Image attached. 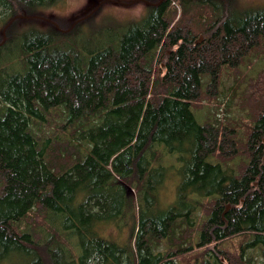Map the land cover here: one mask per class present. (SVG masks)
I'll use <instances>...</instances> for the list:
<instances>
[{
  "label": "trees",
  "instance_id": "obj_1",
  "mask_svg": "<svg viewBox=\"0 0 264 264\" xmlns=\"http://www.w3.org/2000/svg\"><path fill=\"white\" fill-rule=\"evenodd\" d=\"M56 1L0 0V264H177L192 237L197 257L180 264H250L242 245L264 259V66L244 89L251 105L261 101L259 112L247 106L241 151L225 144L235 146L234 125H198L191 112L200 93L217 97L225 70L235 76L263 54L264 7L145 0L139 19L109 34L13 32ZM240 152L246 161L226 169ZM169 172L174 200L161 207ZM106 225L125 232L121 243L101 235ZM235 237L234 250L218 249Z\"/></svg>",
  "mask_w": 264,
  "mask_h": 264
},
{
  "label": "rangeland",
  "instance_id": "obj_2",
  "mask_svg": "<svg viewBox=\"0 0 264 264\" xmlns=\"http://www.w3.org/2000/svg\"><path fill=\"white\" fill-rule=\"evenodd\" d=\"M229 2L232 6L235 4V6L239 9L244 7H264V0H229ZM192 4L195 7L198 2L196 1V3L193 2ZM145 9V0H57L51 8L38 11L35 14L36 17L21 18L20 21L15 23L13 32H20L29 27L38 29L40 31L56 29L57 31L61 32L60 34L65 35L66 37L73 33L75 39L83 40L88 37L87 35L90 31L94 32L95 30H104L109 25H119L136 21L144 14ZM169 9L170 11L174 10L175 12L173 19L174 23L180 16V7L175 3H170ZM104 32L109 34L105 30ZM5 33V29H3L2 25L0 24V39H5ZM159 54L160 55L156 59V62L154 61V72L155 75L161 76L164 72V55L167 56L169 54V50L164 48L160 50ZM263 66L264 47L263 54L255 55L254 53H251L245 57L243 62L240 63L237 69L238 72L235 76H233V70H225L220 76V86L218 87L219 96L217 95V97L212 101L206 99L203 100L202 94L200 93L198 101L199 104L198 102L195 103V105H193V110H191L194 120L198 125L206 123V121H210L211 123L218 122V125L222 124L226 127L227 125H234L232 132L236 133L235 146L234 143L229 141V138L227 139L228 141L225 142V144L234 148V152L237 150L241 151V149L244 147V143L246 142L249 132L248 127L251 126L252 123L251 112H259L258 105L261 100L258 102L255 101L256 103L254 102V104L251 105L247 96V92L246 90L244 91V89L246 88L249 78H252L257 71L263 68ZM242 104H244V106H242ZM247 106L253 111L248 109ZM53 128L54 122L48 126L44 124L41 134L46 136L47 134L52 133L54 130ZM261 142L264 145V138L261 139ZM246 159L247 158L245 154L242 153L241 155L240 152L233 158V161L226 163L225 167L226 169H233L234 166V170H236L238 165L241 162H245ZM167 175L168 176L162 182V186L157 192L158 204L161 207H166L174 200L177 179L171 172H169ZM208 209L209 208H207V205H205L202 209H198L196 211L197 213L194 216V225L198 224L199 221L204 218V213ZM101 235L117 243H121L125 237V232L123 230L118 232L112 226L106 225L101 229ZM180 242L183 243L184 240L181 239ZM194 242L195 239L192 237L191 247H189L191 250L180 253L177 257V264H180V262L185 263L191 261L197 257V251L195 250L196 248H193L195 246ZM224 242V244L217 245L218 249L228 253L230 250H234L233 247L239 244L240 239L235 237L231 241L230 239H226ZM173 243L174 244L171 245V252H173L174 248L179 246L177 241H174ZM185 244L186 243L184 242L183 245ZM166 247L167 245H165L163 242L159 249L164 251ZM209 248H206L205 250H209ZM212 250L216 253V246H212ZM241 257L244 261L248 260L250 264H264V259H262L259 254L251 253V249L245 248L243 245L241 249ZM235 259L238 261L236 256Z\"/></svg>",
  "mask_w": 264,
  "mask_h": 264
},
{
  "label": "water",
  "instance_id": "obj_3",
  "mask_svg": "<svg viewBox=\"0 0 264 264\" xmlns=\"http://www.w3.org/2000/svg\"><path fill=\"white\" fill-rule=\"evenodd\" d=\"M226 208H228V206H226Z\"/></svg>",
  "mask_w": 264,
  "mask_h": 264
}]
</instances>
